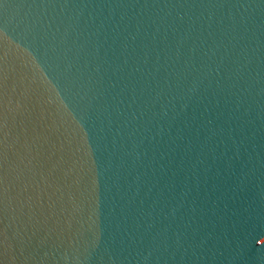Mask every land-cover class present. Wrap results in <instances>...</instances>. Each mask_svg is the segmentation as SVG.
Wrapping results in <instances>:
<instances>
[{
    "label": "water",
    "instance_id": "95a60500",
    "mask_svg": "<svg viewBox=\"0 0 264 264\" xmlns=\"http://www.w3.org/2000/svg\"><path fill=\"white\" fill-rule=\"evenodd\" d=\"M0 264H264V0H0Z\"/></svg>",
    "mask_w": 264,
    "mask_h": 264
}]
</instances>
